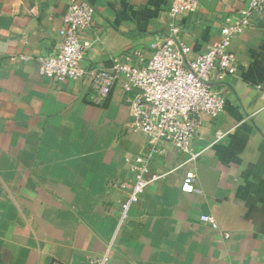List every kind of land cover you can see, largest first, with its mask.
<instances>
[{
  "label": "crops",
  "instance_id": "0c3cea01",
  "mask_svg": "<svg viewBox=\"0 0 264 264\" xmlns=\"http://www.w3.org/2000/svg\"><path fill=\"white\" fill-rule=\"evenodd\" d=\"M70 1L0 0V264H98L107 252L110 264H264V14L233 41L238 72L214 85L226 107L202 117L192 149L205 153L186 164L170 143L152 155L121 83L101 100L94 78L41 75L39 58L57 53ZM87 1L89 70L147 62L173 24L195 59L250 3L201 0L172 20V0ZM138 157L165 177L122 222ZM190 176L199 193L182 190Z\"/></svg>",
  "mask_w": 264,
  "mask_h": 264
},
{
  "label": "built area",
  "instance_id": "2783aa9c",
  "mask_svg": "<svg viewBox=\"0 0 264 264\" xmlns=\"http://www.w3.org/2000/svg\"><path fill=\"white\" fill-rule=\"evenodd\" d=\"M200 1L172 0L169 17L177 20L196 12ZM263 14L264 0H250L247 9L225 19L220 39L195 59L191 58V48L180 42V30L173 24L164 43L152 45V57L147 62L136 65L131 59L114 60L108 69L89 70L82 65L86 50L82 37L93 26L95 9L87 0H71L63 19L59 49L54 55L39 58L40 73L48 79L74 82L94 78L101 100L121 83L125 92L133 93L130 108L134 125L147 136L152 155L162 153L161 143H170L188 156L186 164L191 163L205 153V150L192 149L194 139L199 136L202 117L217 118L226 107L225 96L214 85L224 83L238 72L232 43ZM224 137L225 134H217L216 142ZM133 171L135 182L123 206L122 222L144 191L165 177L152 173L148 161L142 157L135 160ZM195 181L194 176L186 178L182 190L199 193ZM200 219L215 230L219 228L213 216L203 215ZM224 236L229 238V234ZM110 259L107 252L98 264H110Z\"/></svg>",
  "mask_w": 264,
  "mask_h": 264
},
{
  "label": "water",
  "instance_id": "95a60500",
  "mask_svg": "<svg viewBox=\"0 0 264 264\" xmlns=\"http://www.w3.org/2000/svg\"><path fill=\"white\" fill-rule=\"evenodd\" d=\"M264 27V26H263Z\"/></svg>",
  "mask_w": 264,
  "mask_h": 264
}]
</instances>
